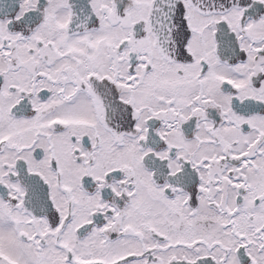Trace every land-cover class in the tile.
Instances as JSON below:
<instances>
[{
  "label": "snow or ice",
  "instance_id": "obj_1",
  "mask_svg": "<svg viewBox=\"0 0 264 264\" xmlns=\"http://www.w3.org/2000/svg\"><path fill=\"white\" fill-rule=\"evenodd\" d=\"M0 264H264V0H0Z\"/></svg>",
  "mask_w": 264,
  "mask_h": 264
}]
</instances>
